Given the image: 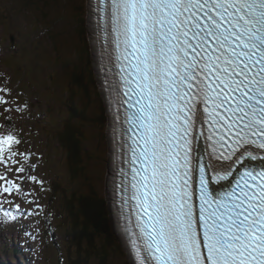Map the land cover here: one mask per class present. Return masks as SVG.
Returning a JSON list of instances; mask_svg holds the SVG:
<instances>
[{"label": "snow or ice", "instance_id": "6c2138e0", "mask_svg": "<svg viewBox=\"0 0 264 264\" xmlns=\"http://www.w3.org/2000/svg\"><path fill=\"white\" fill-rule=\"evenodd\" d=\"M101 3L135 129L124 202L153 264H264V0ZM19 144L0 136V162Z\"/></svg>", "mask_w": 264, "mask_h": 264}, {"label": "rangeland", "instance_id": "374dc122", "mask_svg": "<svg viewBox=\"0 0 264 264\" xmlns=\"http://www.w3.org/2000/svg\"><path fill=\"white\" fill-rule=\"evenodd\" d=\"M89 3L90 0H0V97L7 101H0V136L11 134L20 140L19 145H13L19 163H14L17 157L9 156L7 151L5 156L9 158L0 162V175L13 182L9 185L0 181V264H77L82 260L76 256L78 236L74 228H80V221L70 220L68 209L73 210L75 205L72 193L91 201L103 198L108 204L110 158L103 146L105 141L100 144L94 131L104 123L98 127L83 124V147L89 153L85 172L78 174L81 185L73 177L68 184L67 154L56 140V132L70 113H80L69 93L74 76L71 70H85L86 80L96 82L93 64L84 69L81 56L82 30L90 51ZM95 87L97 82L96 86L91 84L92 89ZM77 101L85 106L81 92ZM99 109V102H91L86 117L93 119ZM103 109L106 110L104 102ZM18 167L25 171L16 172ZM32 176L36 181L29 178ZM5 187H11V192L5 193ZM22 212L24 221L17 216ZM12 244H17L20 251L17 253L15 248L16 259ZM113 259L112 264L127 260L120 255Z\"/></svg>", "mask_w": 264, "mask_h": 264}, {"label": "trees", "instance_id": "16d2710c", "mask_svg": "<svg viewBox=\"0 0 264 264\" xmlns=\"http://www.w3.org/2000/svg\"><path fill=\"white\" fill-rule=\"evenodd\" d=\"M80 35L83 43L81 45L82 62L84 69L88 70L92 60L89 46L86 44L87 37L83 30ZM76 70V67L71 70L74 76L69 83V93L71 99L75 98V103L78 105L80 113H70L68 120L63 122L62 129L56 132V139L63 153L67 154L66 163L69 166V171L66 178L68 184H70L69 178L73 177V180H77L78 184L81 185V177L78 174L85 172V159L89 153V150L83 147V141L85 140L82 130L83 124L91 123L94 127L104 123L102 126L104 127L107 122V116L105 117L102 111L103 100L99 89L97 87L95 89L91 88L92 83L96 86L94 79L92 80L91 78L87 81L84 75L85 70L79 72H76ZM90 76L92 77L91 72ZM79 92L82 93L85 106H80L77 101ZM93 101L100 103V109L93 114L92 119L86 117V111ZM94 131L99 137L100 144H103L102 128L94 129ZM68 195L70 196L71 193ZM72 198H74L73 202H75V205L73 210L68 209L70 220L80 221V228L78 230L74 228L75 235L76 237L78 236L76 256L78 254L79 259L82 260L78 261L77 264H112L114 255H120L122 259H126L125 253L117 240L118 235L116 236L114 233L106 199L97 197L96 200L92 199L91 201L89 197L77 196L76 192L72 193ZM123 264H129V262L126 260Z\"/></svg>", "mask_w": 264, "mask_h": 264}, {"label": "bare ground", "instance_id": "6f19581e", "mask_svg": "<svg viewBox=\"0 0 264 264\" xmlns=\"http://www.w3.org/2000/svg\"><path fill=\"white\" fill-rule=\"evenodd\" d=\"M86 16H87V13H86ZM112 101H113L112 99L106 100V103H105L106 110L107 111H111L112 110V111L109 114L106 113L107 122H106V125L104 126L105 129H103V127H102V130L104 131V133L102 135V138L105 141V145H103V146L106 147L107 153L109 154V158H110L109 159V165H108L109 166L108 167V173H109L108 181L109 182L107 183V187H106L107 195H108L109 198H110V196H109V194H110L109 188L111 189V194L112 195H113V192H115V194L118 195V196L123 195L122 194L123 188L120 186V184L118 183L117 179L115 177H113V173H112V170H116V168H117L119 157H118V155H116V151H118L120 149L119 143L114 144V141H116V137H115L116 133H114V130L117 128V124H116V115H115V113L113 111V107L114 106L112 104ZM117 145H118V148H117ZM122 156H123V154L121 152V157ZM120 183H121L122 186H123V184L124 185L128 184V182L125 179H124L123 182L120 180ZM107 188H108V190H107ZM124 194H125V192H124ZM114 211H117L115 205H114ZM111 221H112V223H114L113 220H111ZM113 228H114L115 233L116 234L118 233L120 235V231H119L118 225L116 226L117 232L115 230V225L114 224H113Z\"/></svg>", "mask_w": 264, "mask_h": 264}, {"label": "water", "instance_id": "95a60500", "mask_svg": "<svg viewBox=\"0 0 264 264\" xmlns=\"http://www.w3.org/2000/svg\"><path fill=\"white\" fill-rule=\"evenodd\" d=\"M114 233H115V231H114ZM127 253V257H128V259H129V262L132 264L133 263V261H132V258H131V256H130V254L128 253V251H126Z\"/></svg>", "mask_w": 264, "mask_h": 264}]
</instances>
